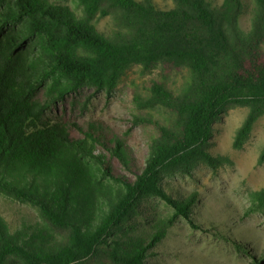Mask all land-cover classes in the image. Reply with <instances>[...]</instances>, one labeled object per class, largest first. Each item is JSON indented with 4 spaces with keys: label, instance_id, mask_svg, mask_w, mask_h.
Masks as SVG:
<instances>
[{
    "label": "trees",
    "instance_id": "16d2710c",
    "mask_svg": "<svg viewBox=\"0 0 264 264\" xmlns=\"http://www.w3.org/2000/svg\"><path fill=\"white\" fill-rule=\"evenodd\" d=\"M79 1L88 18L53 0H0V202L36 213L13 229L0 209V264H145L178 217L194 224L197 194L177 199L163 174L224 163L208 145L229 104L249 108L235 148L264 115V0H252L248 30L245 0H173L166 9ZM99 11L113 14L110 37L91 21ZM136 63L169 71L144 98L167 114L143 159L103 120L84 118L81 93L112 91ZM148 196L173 212L144 235L116 231Z\"/></svg>",
    "mask_w": 264,
    "mask_h": 264
},
{
    "label": "rangeland",
    "instance_id": "374dc122",
    "mask_svg": "<svg viewBox=\"0 0 264 264\" xmlns=\"http://www.w3.org/2000/svg\"><path fill=\"white\" fill-rule=\"evenodd\" d=\"M53 1L67 4L78 16L88 18L79 0ZM152 1L163 9L173 6V0ZM245 2L240 25L248 30L253 2ZM90 18L109 37L116 30L113 14L99 11ZM165 73L169 71L163 63L149 69L136 63L126 70L112 91L85 87L81 91L82 102L88 103L84 118L103 120L126 137L143 159L151 138L157 134L156 120L165 121L167 114L160 105L146 104L144 98L152 83ZM248 112L246 106L229 104L214 122L208 149L225 158L224 163L210 166L200 162L187 170L163 174L162 184L177 199L197 194L191 218L200 227L178 217L167 236L151 250L145 264H264V161L259 162L264 149V115L257 120L244 145L234 147L236 132ZM138 116L150 117L153 122L135 124ZM0 209L13 229L19 227L23 215L29 219L36 217L29 205L2 201ZM173 210L159 197H145L116 231L144 235L150 231L151 224Z\"/></svg>",
    "mask_w": 264,
    "mask_h": 264
}]
</instances>
